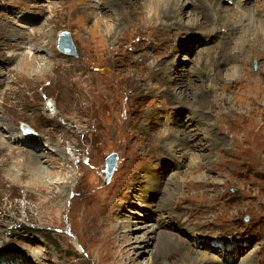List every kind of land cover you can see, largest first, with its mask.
Instances as JSON below:
<instances>
[{"label": "rangeland", "instance_id": "374dc122", "mask_svg": "<svg viewBox=\"0 0 264 264\" xmlns=\"http://www.w3.org/2000/svg\"><path fill=\"white\" fill-rule=\"evenodd\" d=\"M59 1L0 0V71L6 73L4 76L0 74V113L7 119L0 125V137L5 141V136L10 134L8 126L12 125L20 134L24 124L38 135L25 137L23 143L15 140L8 144L13 158L17 159L13 161L23 160L30 148L35 154L44 151L46 140L66 149V154L75 160L74 164L67 163L62 169L58 164L42 160L49 172L45 178L47 183L42 186L44 190L38 188L39 183L35 185L31 178L27 180V176L20 175L23 165L0 161V259L18 258L24 264H30L31 260L32 264H100L98 237L102 234L98 235L99 230L96 235L88 234L90 232L86 230L88 227H102L106 232L100 216L114 205L123 210L126 198H131V193L128 196L125 193L128 188L135 187L132 180L135 174L158 162L162 156L159 151L163 155L166 153L163 147L158 149L157 143L150 138L137 137L133 124L127 127L124 124L128 120L134 122L141 113L142 118L157 115L156 121H160L164 128L175 126L177 111L171 109L167 95L154 88L161 86L158 83L160 78L154 75L151 80H143L142 74L149 72V65L154 62L163 38L178 36L171 28L156 30L148 25L139 30L129 27L122 33L125 37L120 33L116 41L109 44V39L103 38L95 27L96 18L82 14L80 3L83 0ZM234 1L222 0L221 5L234 8ZM245 3L243 24L244 19L250 16L251 25L258 23L253 4H262L263 9L264 0ZM190 7L188 5L184 10L189 11ZM99 13L104 16L101 19L103 24L112 23L108 21L110 13ZM108 15L109 18L105 17ZM129 15L127 12L126 16ZM236 22L237 19L233 18L229 24L235 25ZM63 31L70 33L75 55L64 54L58 48L55 39ZM188 36L185 34L184 37ZM192 42L185 46L186 50L180 45L178 52L173 51L166 56L178 73L189 70L191 62L188 58L193 59L197 55L199 44L194 39ZM206 42L205 45H211L210 41ZM31 44L40 50L47 49L40 52L45 60L36 57L37 52L31 56L29 52L21 51L22 47L29 51ZM254 56L246 61L247 65L244 61L242 63V68L253 76L261 70L263 61V58ZM135 76L140 78L135 79ZM138 79L141 84L145 83L141 93L145 96L133 97L132 86ZM246 79L249 78L240 81L245 83ZM263 83L262 80L249 79L243 85L244 91L242 86L227 91L225 84L218 89V95L227 93L241 108L228 114L227 108L217 109L214 116L216 130H219L218 120L223 118L220 126L224 132L220 130L219 135L231 138L232 148L228 151L226 148L224 152L220 147L214 149L212 164L200 166L197 176L207 173L211 180L204 177L182 185V194L172 199L168 207L158 210L164 214L173 207L174 214L190 224V232L183 236L193 243V234L202 232L206 241L197 236L195 248L214 253L227 264H238L247 254L252 256V264H264V123L261 124L264 121V104L259 98ZM246 94L249 106L245 105ZM149 111H153L150 116ZM162 126L159 127L157 122L152 124V129L164 131ZM228 130L231 133L225 135ZM28 140L36 145H30ZM112 153L117 154L118 159L110 182H106L105 159ZM10 167L19 174L13 175ZM161 173L170 176L173 169H163ZM51 195L57 205H53L54 202L48 204ZM90 206L95 213H87ZM74 226L79 235L72 232ZM109 238L112 239L111 233ZM223 244L229 247L224 251L232 253L231 257L221 255ZM165 253L160 251V256ZM147 260V253L139 258L141 264Z\"/></svg>", "mask_w": 264, "mask_h": 264}, {"label": "bare ground", "instance_id": "6f19581e", "mask_svg": "<svg viewBox=\"0 0 264 264\" xmlns=\"http://www.w3.org/2000/svg\"><path fill=\"white\" fill-rule=\"evenodd\" d=\"M221 1L222 0H83L80 3L82 14L88 18H96L94 25L99 29L103 38L106 40L109 39V44L115 42L117 35L120 33L121 37H125L122 33L125 29H129V27L139 30H142L144 26L148 25H152L156 30L171 28L172 32L176 33L178 36L177 38H163L161 46L154 55V62L149 65L151 67L149 72L142 74L143 80H151L154 78V75L160 78V82L158 83H160L161 86H155L154 88H159L160 93L167 95L166 97L171 104V109L174 108L177 111L176 120L174 119L175 126L170 125L172 127L164 128L160 121H156L157 115L155 117V115L152 114L153 111H149V116L152 114L150 117L145 116L142 118L140 113L139 117L134 122L128 120L124 124V127L133 124L138 133L136 134L137 137L145 140L150 138L157 143L158 149L163 147V151L166 153L163 155L164 153L159 151L158 153L162 154V156H159L158 162H155L151 167H145L146 169L144 168V171L135 174L132 179L135 181V187L128 188L129 192L127 191L125 193V196L131 193V198L127 199L125 197L126 201L123 203V210L118 208V205H114L111 206L105 214L100 216L102 218L101 222L103 226L106 227L107 233L102 227H96V229H90V227H88L86 230L90 232L88 234L92 233L96 235L98 230V235L100 236V232L102 234V236L98 237L100 241V249L98 251L100 264H141L139 258L145 253L148 254V260L145 261L144 264H227L224 259L222 260L214 253L204 252L195 248L194 243L197 241L196 237L199 236V239H202V232L199 233L197 231L193 234L195 238L193 239V243L183 236L185 232H190V224H188V221L175 215L173 207L169 208L164 214L158 213L159 209L163 206L168 207L172 199L182 194V185L188 184L199 178L203 179L205 177L207 180L212 179L207 173H203V176H197V172L200 170V166L212 164L214 160V149H219L220 147L223 148L224 152L226 148L227 151L232 148L231 138L226 139L219 135L222 131L224 132V129L220 126L223 118L221 117L218 120L219 130H216L214 116L217 114V109L222 110L227 108L228 111H226V113L228 114V112H233V109L236 110L241 108L236 106V100L231 98L227 93L223 94L222 92V94L218 95V89L225 84V86H227V91L240 86H242L244 91L243 85L249 82V79L264 81V53H262L264 52V8L261 9L262 4H253V12L257 17L258 23L255 22L251 25V16L250 18L244 19L243 24L244 14L246 13L245 2H249L250 0H235L234 8L222 6ZM59 2H61V0ZM188 5L191 6V10L185 11L184 9ZM99 11L103 14L110 13V18L109 15L105 17H108L110 19H108V21H112V23L103 24V20L101 19H103L104 16H100ZM127 12L130 14L129 16H126ZM233 18L237 19V22L235 25H230L229 21ZM141 24L143 26H141ZM102 28L104 29L103 33ZM185 34H189V36L184 37ZM2 35L3 34H1V36ZM25 37H27V35ZM39 39L41 40V38ZM193 39L196 44H199L196 51L197 55L193 59L186 57L189 59V62H191V68L184 73H178V70L173 67V62L167 60L166 56L172 54L173 51L178 52L180 45H183V49L186 50L185 46L188 47L193 43ZM55 40H57V38ZM206 41H210L211 45H205L207 43ZM32 46L28 47L29 51L23 50V47L22 50L21 48L19 50L25 53L29 52L30 55L37 52L39 54L36 57H40V60H45V56L40 54V52L46 51L47 49L40 50L35 48V45ZM42 47H44V45ZM113 50L115 49L113 48ZM253 54L255 55L254 57L263 58L260 65L261 70H259L258 74L255 76L248 73L246 68H242V63L249 61ZM145 56L147 57V55ZM14 57L16 56L14 55ZM155 60L157 61L155 62ZM52 63H50L51 66ZM247 63L248 62L245 64L247 65ZM243 72H245V74ZM194 73L195 76L193 77ZM0 74L4 76L6 73L2 70ZM246 77L249 79H246L245 83L240 81ZM137 78H140V76H135V79ZM9 82L11 83L12 81ZM151 84L150 86L153 87ZM132 87L135 92L132 96L139 97V94H141L145 88V83L141 84L140 79H138V81L133 83ZM147 93L150 96L152 95L151 92ZM237 93L242 97L239 91H237ZM144 94L145 93L141 95ZM247 96L248 94L244 96V99H246L245 105L249 106ZM100 98L101 97H99V99ZM259 98L264 104V88ZM82 106L84 105L82 104ZM170 107L168 106V109H170ZM249 108L252 110L253 107L251 106ZM183 113L186 114L185 117ZM241 113H243V111H241ZM181 115L183 116L182 118ZM168 120L170 121V119ZM5 121H7V119H4L0 113V125ZM157 122L159 127L162 126L164 131L152 129V124L154 125ZM263 123L264 121L261 124ZM242 124L243 123H241V125ZM64 125L65 124L62 122V128H64ZM8 127L10 134L5 136V141L0 137V161H6L8 164L16 162V166L18 164L23 165V168L20 169L23 174L20 173V175L27 176V180L31 178L32 183L35 185H37L36 183L41 184L37 185L41 190H44L42 186L46 185L47 181L45 178L49 176L48 169L42 164V160L44 163L58 164V167L61 169L65 167L67 163L74 164L75 160H73L68 152V154H66V149L63 150L58 147V145H51L49 140H46L43 144L45 146L44 151H39L35 154L30 148L26 151V156H24L25 158L23 157L24 159L22 158L23 160L13 161L17 159L13 158V153L10 151L8 144L15 140L23 143L25 137L22 130H20V134H18L16 132L17 129H15L16 127L14 128L13 125ZM230 133V130H228L225 132V135H229ZM201 140H203V142H199ZM28 141L30 145L35 144V142ZM28 141L25 142L27 143ZM7 151L9 152L7 153ZM53 155L57 156V158ZM143 155L144 154H142V156ZM64 157L66 160L63 159ZM168 168L173 169L172 175L165 176L161 173L163 169L166 171ZM9 170L13 175L19 174V172H15L16 170L13 167H10ZM70 190L71 189L67 191L68 194ZM52 195L48 200V204L54 202L53 205H57L54 201L55 197ZM97 206L100 213L101 209H99V204ZM116 206L117 208H115ZM86 211L87 213H95L93 207H91V210ZM123 211L125 213H123ZM72 232L79 235L76 228H72ZM110 233L112 234V239L109 238ZM203 239L206 241L204 237ZM225 248L229 247L223 244L222 249L219 248L221 255L227 254L228 257H231L232 253L225 252ZM216 249L213 250L216 252ZM160 251H166L164 256H160ZM28 260L30 261V259ZM1 263L24 264L18 258L0 259V264ZM252 263V256L247 254L243 256L238 264ZM30 264H32V260Z\"/></svg>", "mask_w": 264, "mask_h": 264}, {"label": "water", "instance_id": "95a60500", "mask_svg": "<svg viewBox=\"0 0 264 264\" xmlns=\"http://www.w3.org/2000/svg\"><path fill=\"white\" fill-rule=\"evenodd\" d=\"M58 44H59L60 49H62L63 51H65L67 53H72V54L76 53V49L73 45L70 34L65 33V32H61L59 35ZM27 130L30 131L28 128H27ZM30 133H32V132H30ZM114 160H115L114 156H111V161H109V167H110L109 177L112 176V174L115 170V167H116V162H114Z\"/></svg>", "mask_w": 264, "mask_h": 264}]
</instances>
